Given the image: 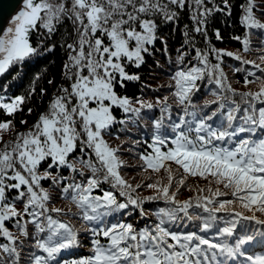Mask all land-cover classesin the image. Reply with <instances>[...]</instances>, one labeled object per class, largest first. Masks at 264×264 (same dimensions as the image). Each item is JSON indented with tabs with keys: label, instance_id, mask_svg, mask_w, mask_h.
Masks as SVG:
<instances>
[{
	"label": "snow or ice",
	"instance_id": "1",
	"mask_svg": "<svg viewBox=\"0 0 264 264\" xmlns=\"http://www.w3.org/2000/svg\"><path fill=\"white\" fill-rule=\"evenodd\" d=\"M222 2L224 8L214 0H21L20 10L0 27V76L39 54L31 43L39 29L51 38L57 26L69 20L75 38L65 45L68 60L63 79L68 86L58 88L26 131H15L14 118L35 88L27 97L0 95V115L7 117L0 119V264H264V254L252 255L246 248L256 233L245 229L236 235L244 221L260 226L257 231L264 229V49L256 63L192 44L196 63L189 65L184 64L188 55L184 46L178 49L179 67L170 76L175 116L167 96L153 104L117 91L125 82L141 79L128 69L144 65L157 41L167 51L157 17L173 22L189 6L193 31L207 40L206 18L229 7L228 0ZM257 8L264 16V0L259 5L247 0L242 22L264 30V23L256 18ZM184 35V45L192 43L188 32ZM215 37L222 39L219 30ZM249 43L243 40L245 52L250 51ZM210 54L217 63L209 62ZM224 56L252 65L255 71H247L244 85L256 84L255 90L232 88L221 69ZM205 79L218 91L212 90L215 99L197 109L193 98L200 91L198 82ZM45 91L40 89L42 95ZM211 105L218 106L205 111ZM156 107L161 116L153 120L151 142L145 141L148 150L139 159L142 171L157 178L153 181L149 175L150 182L133 185L120 173L125 166L119 155L124 142L113 147L105 137L117 124L125 132L130 123L139 128L142 111ZM117 109L123 118H117ZM7 133L12 136L5 140ZM190 179L196 183L189 184ZM143 188L153 194L141 196ZM183 188L196 195L179 200ZM53 192L76 211L50 207ZM148 202L165 206L149 213ZM192 209H202L207 216ZM221 212L227 219L217 235L234 238L232 243L180 231L200 221L199 232L207 234ZM149 215L155 219L149 221ZM134 217L139 221L134 222ZM72 219L86 225L90 254L58 261L61 253L81 244L80 229Z\"/></svg>",
	"mask_w": 264,
	"mask_h": 264
},
{
	"label": "trees",
	"instance_id": "2",
	"mask_svg": "<svg viewBox=\"0 0 264 264\" xmlns=\"http://www.w3.org/2000/svg\"><path fill=\"white\" fill-rule=\"evenodd\" d=\"M256 4H261L262 0H255ZM215 5L220 8H224L222 0H214ZM229 7L224 11L213 12L209 15L206 20L205 29L207 32V40L201 34L195 33L193 31L194 23L191 19L192 8L186 6L183 10L179 11L178 19L170 22L164 23L159 17H157V22L159 24V35L166 41L167 51L164 50V45L157 41L152 48L151 55L145 57V64L139 69L130 67L129 72L138 74L141 79L139 81H129L125 82V87L117 88V91L121 95L128 96L132 99L137 97L149 101L153 104L156 103L157 98L163 99V97H169V104L173 108V116L177 113V108L175 105V100L171 96L170 85L172 81L170 76L179 67L177 64V50L184 46V50L188 53L184 64L189 65L191 63H196L193 59L195 56V51L192 44L195 47L200 48L203 51H207L209 48H215L218 50H223L226 52H232L241 55L246 60H254L256 63H260L259 55H261L260 49H264V30L248 28L242 22V16L244 15V6L247 0H228ZM212 7V5H208ZM256 18L264 23V16L260 15V9L255 10ZM219 30L222 39L217 40L215 37L216 31ZM188 32L189 37L192 39V43L184 45L185 35ZM234 37H240L239 40L234 39ZM75 38V32L73 30L71 21L65 20L62 24L57 26V31L49 38L45 30L39 29L34 32L31 36V43L34 47L38 49V55L32 56L30 59L26 60L22 66H17L10 70L9 73L4 76H0V95H6L10 97L14 96H28V93L35 88V93L33 96L26 100L23 105V111L18 112L15 115V131L23 132L26 131L28 127L34 124L38 116L46 109L50 98L56 94L60 86L67 87L68 82L63 79L64 68L63 65L68 60V50L66 44L72 43ZM249 40L250 51H244L243 40ZM54 46V47H53ZM48 48H52L51 52L47 51ZM209 62L215 64L218 61L214 55H209ZM236 68H241L243 71H235ZM221 69L227 82L231 84L237 92L247 91L249 88L255 90L256 84L248 85L245 88L244 78L248 70L255 71L252 65H244L240 61L233 59L232 57L224 56L222 58ZM259 75V73H257ZM53 81L49 84V81ZM201 87L200 91L196 93L193 98V103L197 106V109L203 108L205 102L212 101L215 96L212 94V90L218 91L215 84H208L207 79L198 82ZM40 89H45V93L42 95ZM231 97L230 93H225ZM234 99L237 103H240V97L236 96ZM227 103V101H225ZM218 105H211L210 109H205V111H210L215 109ZM31 108L32 112L29 114L28 109ZM192 110V109H190ZM115 115L117 118H123V113L120 110H116ZM142 117L139 121V128L136 125L128 124V131H121L123 126L117 124L114 126L110 136L105 138L108 142L115 147L116 145L123 143V148L120 155V159L125 162V166L120 169V173L124 179L135 185L141 182H150L147 180L149 175H152V180L154 181L157 176L149 172H144L141 169L142 161L139 159V154L147 149V144L151 142V136L153 134L152 122L155 119H159L161 116L159 107L153 108L152 110L144 109L142 111ZM0 119H7L3 115H0ZM27 121L26 124H21L20 121ZM167 124V119H165ZM12 133L5 134V140L10 139ZM118 137V138H117ZM134 140H139V144L134 145ZM150 151V150H149ZM65 175H69L67 171L64 172ZM189 184H195L196 181L190 179ZM203 184V181H199ZM45 187L48 184L45 183ZM105 189L109 186L107 184L103 185ZM141 196L152 195V191L147 188L139 190ZM196 193L189 191L188 188H183L178 194V199L183 201L191 196H195ZM54 200L49 205L50 207H59L67 211L70 207L73 212L76 211L75 207L72 206L68 200L62 199L58 196L56 192H53ZM165 206L163 202H148L145 205V210L151 213L157 207ZM194 213H201L207 216V213H203L202 209H192L190 210ZM220 219L214 222V227L207 234L199 232L198 226L200 221H193L188 223L186 227H181L180 231L190 232L197 231L200 235H206L208 238H212L215 242L227 241L232 243L234 238L218 236L217 230L225 226V219L227 216L225 213L216 214ZM60 219L69 220L68 216H60ZM134 222L139 221V217H134ZM149 221L154 220L155 217L149 215L147 217ZM71 223L75 225L77 229H80V241L79 247L71 250H67L61 253L57 260H72L82 257H86L90 254V233L85 231L86 225L79 219H72ZM141 226L143 222L140 221ZM238 231L236 235H240L245 229L249 233L255 232V239L248 246L247 250L251 249V246L255 247L257 254H264V236L260 232H264V229L257 231L260 226L254 224V222L244 221L237 226ZM15 231V229H12ZM29 230L32 231L33 227L29 225ZM85 247V250L80 248ZM262 252V253H261Z\"/></svg>",
	"mask_w": 264,
	"mask_h": 264
},
{
	"label": "water",
	"instance_id": "3",
	"mask_svg": "<svg viewBox=\"0 0 264 264\" xmlns=\"http://www.w3.org/2000/svg\"><path fill=\"white\" fill-rule=\"evenodd\" d=\"M21 0H0V27L6 26Z\"/></svg>",
	"mask_w": 264,
	"mask_h": 264
},
{
	"label": "bare ground",
	"instance_id": "4",
	"mask_svg": "<svg viewBox=\"0 0 264 264\" xmlns=\"http://www.w3.org/2000/svg\"><path fill=\"white\" fill-rule=\"evenodd\" d=\"M248 253L257 254L258 252L255 250L254 244L251 246V249L247 250ZM262 253V252H261Z\"/></svg>",
	"mask_w": 264,
	"mask_h": 264
},
{
	"label": "rangeland",
	"instance_id": "5",
	"mask_svg": "<svg viewBox=\"0 0 264 264\" xmlns=\"http://www.w3.org/2000/svg\"><path fill=\"white\" fill-rule=\"evenodd\" d=\"M21 6H22V4H21V2H20L18 8L16 9V11L13 13L12 16H14V15L20 10ZM10 19H11V18H10ZM6 25H7V24H6ZM80 249H81V250H85V247H82V248H80Z\"/></svg>",
	"mask_w": 264,
	"mask_h": 264
}]
</instances>
